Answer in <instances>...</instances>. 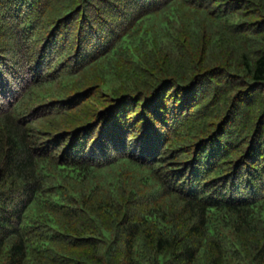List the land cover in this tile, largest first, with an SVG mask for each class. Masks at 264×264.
Returning <instances> with one entry per match:
<instances>
[{"label": "trees", "instance_id": "16d2710c", "mask_svg": "<svg viewBox=\"0 0 264 264\" xmlns=\"http://www.w3.org/2000/svg\"><path fill=\"white\" fill-rule=\"evenodd\" d=\"M0 264H264V0H0Z\"/></svg>", "mask_w": 264, "mask_h": 264}, {"label": "rangeland", "instance_id": "374dc122", "mask_svg": "<svg viewBox=\"0 0 264 264\" xmlns=\"http://www.w3.org/2000/svg\"><path fill=\"white\" fill-rule=\"evenodd\" d=\"M77 80L79 81V80H82V79L81 78H78Z\"/></svg>", "mask_w": 264, "mask_h": 264}]
</instances>
